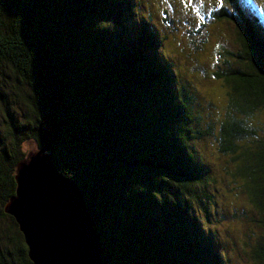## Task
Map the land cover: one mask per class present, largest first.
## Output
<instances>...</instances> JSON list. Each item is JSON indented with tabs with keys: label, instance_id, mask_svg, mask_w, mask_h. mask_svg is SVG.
I'll use <instances>...</instances> for the list:
<instances>
[{
	"label": "trees",
	"instance_id": "obj_1",
	"mask_svg": "<svg viewBox=\"0 0 264 264\" xmlns=\"http://www.w3.org/2000/svg\"><path fill=\"white\" fill-rule=\"evenodd\" d=\"M223 1L210 18L235 29L236 49L216 45L222 68L212 72L226 99L200 111L147 3L0 0V264H32L4 204L23 143L54 137L49 150L79 184L103 264H236V244L264 264V27L240 0ZM200 140L221 167L195 152ZM227 178L247 205L233 221L250 219L238 243L234 229L222 240L199 217L217 212L209 186Z\"/></svg>",
	"mask_w": 264,
	"mask_h": 264
},
{
	"label": "rangeland",
	"instance_id": "obj_2",
	"mask_svg": "<svg viewBox=\"0 0 264 264\" xmlns=\"http://www.w3.org/2000/svg\"><path fill=\"white\" fill-rule=\"evenodd\" d=\"M141 1L147 3L148 6H151V10H153V13L158 17L156 18V22L159 31L166 34L163 47L164 51L168 52L171 60L174 58V62H176V68L179 72L177 78L186 89L191 90V86L197 88L195 89L194 95H197V98L195 97V99L199 101V105L196 103V106H199V110L202 111L204 109L207 111L213 104L216 105V107H220V105L224 104L226 96L224 94L222 81L221 79L214 77L212 72L222 68L220 57L216 53L218 50L216 45L219 44L225 46V48L232 49L233 51L236 49L235 44H233L235 29L230 23L216 22L210 18L211 11L217 9L221 4L227 7V5L224 4V1ZM240 1L243 6L247 9L250 8L251 12L255 13L261 19V23L263 24L261 25L264 27V0ZM145 9H142L143 12H146ZM227 9L230 10L231 7H228ZM164 11L167 12V17L171 23L163 22L162 16H164ZM201 25H203V27H201ZM189 32L190 35H188ZM183 49L185 53L188 50L191 55L183 53ZM161 50L162 49H160V51ZM175 50L177 52L179 50L180 54H177ZM200 68L203 69L204 74L200 73ZM204 103H207V105H203ZM203 143L204 142L200 140L191 142V145L194 146L195 152L200 154L203 161H208L213 168L221 167V160L220 158L218 159L216 150L212 148L210 144L209 146H204ZM29 146L34 147V143L29 141L24 142L21 151L26 153ZM224 181V184L217 182L216 184L209 186L210 200L215 203L217 212L213 209V206H210L209 212L207 214L199 213V217L202 219L203 226L209 228L210 231L212 229L218 231L220 233L219 238L222 240L229 236V230L234 229L235 235L237 234L236 242L238 243V231L244 230V227H248L250 219L245 218L243 219L244 222L241 225H238V222L233 221L235 218H233V214L241 217L240 215L244 214L247 205L245 206V197L242 195H239L235 199L234 196L236 195L237 188H233L234 184L231 183L230 185L228 178ZM226 182L229 185H227ZM234 200H237V202H234ZM236 207L238 210L234 209ZM250 213V215L253 214L252 212ZM250 241L251 240H249V242ZM238 245L236 244L237 252L234 251L235 253L232 257L234 263L252 264L251 261H248L247 255L242 252ZM222 247L223 250L227 249L225 244L224 246L222 245Z\"/></svg>",
	"mask_w": 264,
	"mask_h": 264
},
{
	"label": "water",
	"instance_id": "obj_3",
	"mask_svg": "<svg viewBox=\"0 0 264 264\" xmlns=\"http://www.w3.org/2000/svg\"><path fill=\"white\" fill-rule=\"evenodd\" d=\"M36 140L16 163L15 193L4 204L23 234L32 264H103L99 234L76 180ZM26 141V142H27Z\"/></svg>",
	"mask_w": 264,
	"mask_h": 264
},
{
	"label": "bare ground",
	"instance_id": "obj_4",
	"mask_svg": "<svg viewBox=\"0 0 264 264\" xmlns=\"http://www.w3.org/2000/svg\"><path fill=\"white\" fill-rule=\"evenodd\" d=\"M148 11V10H147Z\"/></svg>",
	"mask_w": 264,
	"mask_h": 264
}]
</instances>
